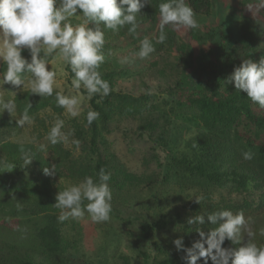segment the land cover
<instances>
[{
    "label": "trees",
    "instance_id": "trees-1",
    "mask_svg": "<svg viewBox=\"0 0 264 264\" xmlns=\"http://www.w3.org/2000/svg\"><path fill=\"white\" fill-rule=\"evenodd\" d=\"M161 2L162 0H149V4L141 10L137 17L139 25L137 32H154L155 37L158 35V5ZM186 3L199 16L209 17L211 14V0H186ZM250 3H254V0L239 1L238 41L230 50H226V55L217 63L216 68L212 67L213 70H211V66L207 67L208 63L204 64L202 70L206 71V68H210L206 73V78L201 77L202 72L195 71V74L199 76L194 79L198 83L197 88L190 89V85L182 87V81L178 79L174 84L175 87L170 89V95L174 101L167 113L177 122L197 131L183 142L187 153L171 159L172 163L167 165V173L162 177L165 186L175 178H179L174 185L180 187L176 191H181L178 197H182L184 206L170 207L169 191H149L151 198L142 206V210L147 214L146 218L141 212L132 214L133 217L130 218L123 217L121 214L124 212L125 201L122 199L119 202L112 197L111 218L122 220L130 227H133L134 223L138 225L137 235L129 230L126 233L134 239L141 264H185L183 259L185 253L178 252L173 241L183 238L185 247H191L192 243L199 239L196 228L201 227V230L207 234L209 229L214 227L206 218L203 226L188 225L187 220L195 215L230 210L234 214L242 211L248 219L264 213V109L248 100L246 93L238 92L234 83L227 82L243 59L258 62L264 57V12L252 16L246 8ZM124 30L127 31V28L125 27ZM166 31L168 39L165 43L169 49L178 54L179 59H183L182 56L190 48L191 42L200 41L196 30L177 32L169 26ZM108 33L109 30L104 32L105 37ZM147 36L148 34H145L138 41ZM182 38L185 43H178V40ZM153 43L156 50L162 47V44L155 43L154 40ZM22 55L30 59L26 50ZM156 64L153 62L151 68H156ZM5 67L1 64L0 71H3ZM172 69L178 71L175 65ZM67 72L69 79L73 78L68 66ZM160 72L163 73L159 71V74ZM170 72L173 71L170 69ZM54 93L52 97L44 98L33 95L30 91L18 94L14 98L17 104V114L20 115L31 104L29 114L34 117V122L40 123L42 119L37 114L49 103L56 106ZM83 93L86 94V92ZM149 98L145 95L133 97L130 94L111 92L99 103H97L100 100L99 96L89 99L88 111L91 109L99 112V118L91 126L86 127L85 116L82 124L71 121L70 127L73 138L81 141L80 148H88L90 154L95 156L94 165L91 161L82 162L74 159L71 151L66 149L64 144L55 146L48 144L47 152L38 151L39 145L12 144L5 139L11 136L13 129L19 130V127L12 120L0 119V139H2L0 140V161L4 162L3 166L14 164L16 172H27L28 170L34 174L29 181L20 178L16 183L8 182V184L5 183L9 180L7 179L8 174L0 173V188L5 186L9 189V191H0V207L8 206L17 217H20L19 223H23L27 216L35 219L33 221L35 225L33 248L25 250L24 254L17 257L15 252L11 253L12 249L6 250V247L0 244V264H84L86 262L79 258L74 259L69 254L72 241L62 234L61 228L65 224L58 220L59 210L52 207L60 189L55 186V181L51 176L44 174L43 169L55 165L56 177L73 182H79L85 176H92L95 179L101 168L110 173L108 164L99 150L104 142L102 134L108 133L109 123L117 116L140 117L142 123L139 125V130L155 133L159 124L153 121V114L148 117L144 116L146 112H150V106L147 104ZM42 138L43 135L39 136L35 142ZM158 139L162 142L159 145L163 144L164 147L169 145V142L165 141L163 132L158 134ZM194 144L195 147H193ZM21 146L31 151L33 160L28 166H25L20 158ZM244 152L253 153V158L244 160L242 156ZM117 173L121 176L111 177L109 181L111 191H122L126 184L132 187L148 185L153 187L155 184V178L146 180L144 177L138 178L122 171ZM188 188L201 191L203 200L200 204L196 203V200L190 201L187 193L183 194V190H188ZM224 188H229L230 194H245L247 197H250L254 191L259 192L257 202L254 203L253 200L245 198L238 204H231L224 200V203L213 201V191ZM118 202L120 203L118 207L113 206ZM41 217L43 218L42 223L36 221ZM255 233L254 242L258 246L264 245V236ZM245 243L247 241L243 239L239 246ZM147 245L148 249L145 248ZM222 247L231 248L238 247V245H233L226 240ZM97 264L109 263L103 261ZM198 264H204L203 259L198 261ZM208 264H211L210 260Z\"/></svg>",
    "mask_w": 264,
    "mask_h": 264
},
{
    "label": "clouds",
    "instance_id": "clouds-1",
    "mask_svg": "<svg viewBox=\"0 0 264 264\" xmlns=\"http://www.w3.org/2000/svg\"><path fill=\"white\" fill-rule=\"evenodd\" d=\"M148 4L149 0H0V64L6 66L0 71V87L10 84L21 91L27 87L33 95L52 97L54 86L58 85L57 73L48 68L49 58L62 61L73 74L71 89L74 94L56 92L55 101L67 116L78 117L81 112V89L89 99L99 96L97 103L112 91L109 82L102 78L98 70L105 62V34L101 25L113 33L126 27L128 34H135L139 26L137 17ZM246 8L252 16L259 15L264 12V0H254ZM158 11L159 33L155 43L164 44L167 41L166 28L169 26L177 32L200 27L195 12L186 0H162ZM73 17L82 22L73 25ZM25 50L30 59L22 55ZM155 50L153 40L145 37L133 56L145 59ZM121 62L128 63L129 58L125 57ZM227 82L234 83L238 92L246 93L248 100L264 109V57L258 62L243 59ZM3 91L16 96L14 91H5L4 88ZM30 108L31 104L15 120L17 127L24 128L34 123V117L29 114ZM5 111L13 116L17 104L15 99H4L0 95V114ZM99 115V112L90 109L85 126H91ZM64 127L65 121L57 118L45 140L53 146L71 144L78 152L81 141L71 139L73 133L65 132ZM19 151L24 165H30L33 160L31 151L23 146ZM38 151L47 152V145L39 144ZM242 156L244 160H251L253 153L244 152ZM7 167L15 168V165L8 164ZM43 172L46 176H54L56 166L45 167ZM110 180L111 173L101 168L97 178L85 176L78 183L58 191L52 205L59 210L58 220L109 221L112 212ZM195 200L200 204L203 196H195ZM205 218L214 227L207 234L201 227L196 228L199 239L191 247H185L183 238L173 241L176 250L185 253V264H198L201 259L204 264H208L209 260L211 264H264V245L258 246L254 242L256 233L248 227L249 221L242 211L235 214L230 210L201 213L189 218L187 224L203 226ZM244 232L247 233V243L239 246ZM259 235L264 236V228L259 229ZM226 240L238 247H222Z\"/></svg>",
    "mask_w": 264,
    "mask_h": 264
},
{
    "label": "rangeland",
    "instance_id": "rangeland-1",
    "mask_svg": "<svg viewBox=\"0 0 264 264\" xmlns=\"http://www.w3.org/2000/svg\"><path fill=\"white\" fill-rule=\"evenodd\" d=\"M239 1L211 0L212 10L209 17L196 14V20L200 25L196 31L200 41L197 43L191 42L190 48L182 56L184 60L179 59L178 54L169 49L167 43L162 44L160 49L155 50L145 59L134 57L133 53L137 51L140 44L138 39L148 34L147 37L155 41L154 32H136L130 35L122 28L118 33L109 30L107 37H105L103 48L105 62L98 69L102 74V78L109 82L112 88L111 92L130 94L133 97L149 96L147 104L150 106L149 111L151 113L146 112L144 116L148 117L153 114V121L159 124L156 132L150 133L149 131L139 130L142 118L117 116L109 123L110 130L108 133L102 134L104 142L100 145L99 150L108 164L111 177H120L121 175L117 172L122 171L138 178L144 177L146 180L155 178L153 187H149V185L132 187L126 184L124 190L112 191L113 198H116L119 202L122 199L125 201L124 212L121 213L123 217L132 218V214L141 212L142 216L146 218L147 214L142 210V206L151 198L149 191H169L170 207L184 206L182 197H178L181 191H176L180 187L174 185L179 178H175L176 180L174 179L165 186L162 177L167 173L166 168L168 164L172 163L171 159L187 153V150L183 147V142L192 137L197 131L177 122L167 113L168 108L173 105L172 102L174 101L170 95V89L175 87L174 84L178 79H181L182 87L190 85V89L197 88L198 83L194 79L199 76L195 73L202 72L201 77L206 78L209 69L216 68L217 63L226 55V50H230L238 41L240 30L238 19ZM71 22L76 25L82 21L73 17ZM101 29L104 32L108 31V29L103 28V25H101ZM178 43H185L184 38L179 39ZM125 57L129 58L128 63L121 62ZM153 62L157 63L156 68H151ZM206 63H208L207 67H211L206 68L205 71L202 69ZM174 65L179 72L172 69ZM48 68L57 73L56 82L58 86H54V92H62L64 95L74 94L71 89L72 78L69 79L67 65L59 60L52 61L51 58ZM170 69L173 72H170ZM159 71L163 73L160 72L161 74H159ZM3 88L5 91L16 92V96L30 91L27 87L23 91L15 89L10 84H5ZM3 88L0 87V95H3L4 99H14L16 97L11 92H4ZM80 91L82 101L81 112L78 117L71 118L65 114L63 108L58 107L57 104L54 106L49 103L44 110L37 114L42 119L40 123L34 122L30 126L26 125L24 128H19V130L15 128L11 131V136L5 140L10 141L12 144L39 145L43 143L48 146L45 136L57 118L65 121L63 129L65 132H72L71 121L82 124L83 118L88 112L89 98L83 93V89ZM54 102L56 103L55 95ZM19 116L17 111L13 116L5 111L0 114V119L12 120L16 123L15 120ZM160 132L164 133L165 141L169 142L167 147H164L163 144L159 145V143H162L158 139ZM41 135H43V138L34 142ZM71 139H74L73 135ZM64 146L71 151L74 159L82 162L91 161L92 165L95 164V156L90 154L88 148L81 147L77 152L71 144H64ZM0 163H2L0 173L8 174L7 179L9 180L5 183L13 184L20 178L29 181L34 177V174H31L28 170L27 172H16L14 168L3 166L5 164L2 160ZM51 177L55 181V186L60 190L78 183L59 179L55 175ZM4 188L5 186L2 187V189ZM2 189L0 188V191H9L7 187L4 190ZM189 189H184L183 194L187 193L190 201L195 200V196L202 195L200 190ZM228 189L214 190L212 193L213 201L224 203V200L231 204H238L245 198L250 201L253 200L254 203L257 202L259 192L254 191L250 197H247L245 194H230ZM119 202L114 203L113 206L118 207ZM19 220L20 217H17L15 212L8 206L0 207V244L6 247V250L12 249L11 253L15 252L17 257L22 253L24 254L25 250L28 251V249L33 248V236L35 235L33 233L35 231V225L33 224L35 219L33 220L27 216L23 223H19ZM246 220L249 221L248 227L253 232L259 234V229L264 228V213ZM36 221L42 223L43 218H37ZM63 224L65 225L62 226L61 231L63 235L68 236L72 241L69 254L74 259L79 258V260L86 261L84 264H97L103 261H107L109 264H141L134 239L126 233L129 230L134 235L138 234V225H135V223L133 227H130L128 224H124L122 220L110 218L109 221L104 223H92L88 219L80 221L69 219L64 221ZM243 235L244 240L247 241V233L244 232ZM145 248L148 249V245Z\"/></svg>",
    "mask_w": 264,
    "mask_h": 264
}]
</instances>
